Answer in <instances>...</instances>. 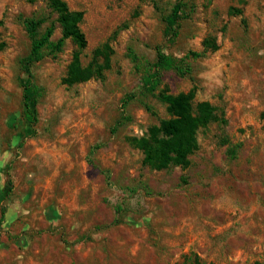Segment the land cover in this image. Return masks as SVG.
Instances as JSON below:
<instances>
[{"label": "rangeland", "instance_id": "374dc122", "mask_svg": "<svg viewBox=\"0 0 264 264\" xmlns=\"http://www.w3.org/2000/svg\"><path fill=\"white\" fill-rule=\"evenodd\" d=\"M63 1L84 13L83 64L108 46L110 68L67 86L77 50L67 39L32 67L31 128L21 124L25 20L47 16L54 41L62 28L48 0H0V264H264V0ZM158 51L185 75L164 72L156 94L208 101L218 117L199 128L187 166L163 170L130 143L171 118L142 97Z\"/></svg>", "mask_w": 264, "mask_h": 264}, {"label": "trees", "instance_id": "16d2710c", "mask_svg": "<svg viewBox=\"0 0 264 264\" xmlns=\"http://www.w3.org/2000/svg\"><path fill=\"white\" fill-rule=\"evenodd\" d=\"M48 5L54 13H57L56 22L62 28V37L54 41L52 36L55 31L54 24H51L44 31L43 26L48 21L44 15H34L25 20L26 29L31 40V48L28 56L22 60V68L25 76L21 79L23 88V112L21 124L26 127H33L39 121L38 103L41 89L34 82L32 67L44 60L49 55H57L65 46L66 40L71 39L76 45L72 61L64 77V83L71 87L91 79L104 78V72L110 68V59L107 53L108 46L99 48L94 52L92 61L85 66L81 55L87 47L86 36L81 29L84 19L82 11L71 10L63 0H48ZM183 4L178 3L173 13L166 16L168 25L167 31L174 32L178 25V17ZM241 14V10H238ZM210 48L217 49L216 40H206ZM157 60L152 66L145 70L142 78V97L153 96L167 105L171 118L161 120L159 126H153L148 136L143 138H131L132 146L140 149L145 154L144 163L155 170L169 169L172 166H187L189 156L197 148V132L200 127L207 126L218 120L215 107L208 101L199 104L193 103L191 95L181 94L173 96L169 94H156L162 83L163 73L173 70L179 75H185V70L176 63L174 58L164 52L158 51ZM105 55L104 62L99 60ZM134 63L138 58L131 52ZM195 57L200 54L193 53ZM148 111L152 107L144 103Z\"/></svg>", "mask_w": 264, "mask_h": 264}, {"label": "crops", "instance_id": "0c3cea01", "mask_svg": "<svg viewBox=\"0 0 264 264\" xmlns=\"http://www.w3.org/2000/svg\"><path fill=\"white\" fill-rule=\"evenodd\" d=\"M14 209V208H12ZM19 214L16 213L15 211H13L11 214H10V217L6 218V225H11L17 218H18ZM23 239V238H22ZM29 238H26L24 239L26 242L28 241ZM27 246V245H26ZM20 256L16 257V258H19Z\"/></svg>", "mask_w": 264, "mask_h": 264}]
</instances>
